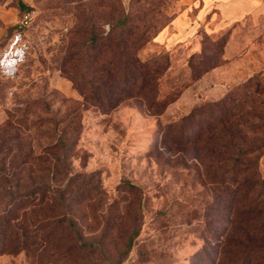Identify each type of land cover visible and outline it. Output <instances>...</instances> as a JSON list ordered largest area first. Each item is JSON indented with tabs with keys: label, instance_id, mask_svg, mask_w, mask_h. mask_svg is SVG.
Wrapping results in <instances>:
<instances>
[{
	"label": "rangeland",
	"instance_id": "1",
	"mask_svg": "<svg viewBox=\"0 0 264 264\" xmlns=\"http://www.w3.org/2000/svg\"><path fill=\"white\" fill-rule=\"evenodd\" d=\"M229 1L0 0V243L44 224L0 264H264V0Z\"/></svg>",
	"mask_w": 264,
	"mask_h": 264
},
{
	"label": "trees",
	"instance_id": "2",
	"mask_svg": "<svg viewBox=\"0 0 264 264\" xmlns=\"http://www.w3.org/2000/svg\"><path fill=\"white\" fill-rule=\"evenodd\" d=\"M21 8H25L22 3H20ZM43 158L39 155L36 157V160L41 163L45 162L47 160H42ZM22 168L21 171L24 172L25 168L27 167V161H23L21 164ZM41 171V168L38 169ZM45 170V169H43ZM244 183V182H243ZM243 185V184H242ZM245 186H246V192L244 197H247L250 195V193H254L257 187L259 186L260 189L264 188V183L260 182L259 184H249L247 180H245ZM48 188H34L31 190H25L21 193V197L18 200V204L20 205L19 208L22 210L21 213V219L25 220L26 216L28 214L33 213L34 210L39 209L40 207L46 205V203L51 201V198L49 193H47ZM262 191V190H261ZM260 194V193H259ZM256 194L255 196H251L252 199L246 203V205H251L252 203H256L258 199H260L261 195ZM259 201V200H258ZM261 209L256 211L254 213V218H260L261 225L264 228V201L261 203ZM250 217V218H249ZM247 220H250L253 218V216H247ZM13 218H8V221L6 223H3L4 230L2 234V238L8 239V235L12 236L14 234L15 242L12 244H6L4 242L0 243V254H4L6 252L8 253H17L20 251L25 250L29 246H33L36 244V241L40 238V233L44 229V224L42 222H35L30 225L25 226V221L22 223L23 227L21 226L16 227L17 225H12ZM62 220H58V222H61ZM45 223V222H44ZM25 224V225H24ZM5 234L7 236H5ZM44 237V236H43ZM41 241H43L42 237L40 238ZM11 242V241H10Z\"/></svg>",
	"mask_w": 264,
	"mask_h": 264
},
{
	"label": "crops",
	"instance_id": "3",
	"mask_svg": "<svg viewBox=\"0 0 264 264\" xmlns=\"http://www.w3.org/2000/svg\"><path fill=\"white\" fill-rule=\"evenodd\" d=\"M262 2L263 0H230V5L228 4L223 7L224 16L227 19L239 17L240 15L246 14L250 8H253V10L258 8Z\"/></svg>",
	"mask_w": 264,
	"mask_h": 264
},
{
	"label": "built area",
	"instance_id": "4",
	"mask_svg": "<svg viewBox=\"0 0 264 264\" xmlns=\"http://www.w3.org/2000/svg\"><path fill=\"white\" fill-rule=\"evenodd\" d=\"M27 20H28V18H27V16H25V17H24V22H23V23H24V24H27V23H28Z\"/></svg>",
	"mask_w": 264,
	"mask_h": 264
}]
</instances>
